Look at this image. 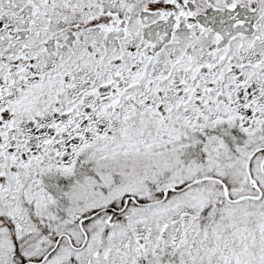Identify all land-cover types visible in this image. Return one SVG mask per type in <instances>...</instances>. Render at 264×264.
I'll return each mask as SVG.
<instances>
[{"label": "snow or ice", "instance_id": "6c2138e0", "mask_svg": "<svg viewBox=\"0 0 264 264\" xmlns=\"http://www.w3.org/2000/svg\"><path fill=\"white\" fill-rule=\"evenodd\" d=\"M0 264H264V0H0Z\"/></svg>", "mask_w": 264, "mask_h": 264}]
</instances>
